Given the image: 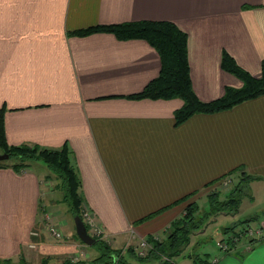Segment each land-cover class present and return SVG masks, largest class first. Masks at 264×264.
<instances>
[{"label":"crops","instance_id":"0c3cea01","mask_svg":"<svg viewBox=\"0 0 264 264\" xmlns=\"http://www.w3.org/2000/svg\"><path fill=\"white\" fill-rule=\"evenodd\" d=\"M144 21L171 22L186 34L191 87L201 101L242 86L221 68L224 53L252 77L264 73V0H0L6 141L47 150L66 146L82 203L126 264L138 259L131 251L141 240H164L188 204L207 205L200 195L235 197L229 194L234 189L217 184L230 170L241 166L227 177L264 179V95L175 125L179 99L129 98L158 75L161 61L154 49L110 33L74 34ZM37 169L0 167V260H92L96 255L74 238V227L59 224V213L49 209L57 203L55 184L45 185L46 174ZM47 216L58 223L62 241L48 235ZM263 216L255 220L263 237L249 252L192 251L198 257L190 259L185 249L174 263L204 264L213 256L216 264H264ZM145 254L137 264H158L151 250Z\"/></svg>","mask_w":264,"mask_h":264},{"label":"trees","instance_id":"16d2710c","mask_svg":"<svg viewBox=\"0 0 264 264\" xmlns=\"http://www.w3.org/2000/svg\"><path fill=\"white\" fill-rule=\"evenodd\" d=\"M100 32L110 33L119 40H142L155 50L161 61L158 75L152 79L141 92L133 94L129 96V98L151 100L179 99L181 105L173 111L175 125L183 123L194 114H212L225 111L237 104L264 95V73L259 78H254L241 69L235 63L233 58L224 53L221 57V68L238 78L242 82V86L238 89L227 88L221 97L212 101L204 102L199 100L191 87L187 59V36L174 23L144 21L119 25L95 26L85 30H78L74 32V34L83 36ZM0 148L7 155V158L13 157L16 159V161L10 163V165L0 163V167L2 168L10 167L19 173L21 169L27 166V163H25L26 159L43 162L50 171L54 172L59 178H61L62 184L66 190L65 200L69 205L72 216H79L83 220L82 206L84 208L85 203H82L80 180L78 176L74 174V168L69 165L68 160H66L65 165L70 169L67 171L63 170L57 165V163L54 164L53 162L46 160L45 157H40L39 152H37V150L40 149L37 147L32 148L27 145H8L4 133L2 110H0ZM46 151H48L46 156H52L53 154L56 156L59 154L57 153L58 150ZM60 151H63V153L68 156L66 146H63ZM237 168L230 170L228 173L221 176V178L223 179L225 176H230L236 173L240 170V167ZM250 179L253 178L249 176H246L245 178L242 177L236 184L239 185L244 181L247 183ZM232 193L233 191H230L229 194L231 195ZM188 196H185L182 199L185 200ZM239 202L240 199H236L233 196L221 201L218 199L217 192L211 193L208 195L207 201V205L210 204L211 207L209 206L210 208H208V211L203 218H201L202 215L198 217L199 211L201 210L196 203L188 204L185 209L187 217L174 222L171 226V232L167 234V237L164 240L147 237L146 241L152 245L151 249H148V251L151 250V253H154V256L156 255L155 259L158 264H175L174 259L184 253L191 235H195V233L198 232L196 231L198 228L197 225L201 224L203 220L205 223V220L209 215L215 216L221 214L219 210H216V206L219 205L221 208L220 210H222L226 206L236 207ZM151 215L147 217H150ZM255 220H257L256 217L246 219L238 224V229L240 230V227L245 224L249 225L251 223H257ZM85 227L88 231L86 224ZM235 227H230L225 230L227 232L228 229L233 230ZM92 237L95 239V242L90 247H93L97 251V255L92 260L88 262H70L65 260L53 264H126L120 249L112 248L111 245L107 244L105 240L101 238L95 237L94 235H92ZM74 238L83 245V243L77 238L75 232ZM191 256H194V254ZM116 257H118L117 261L114 262ZM194 257L198 256L195 255ZM189 258L193 259L192 257ZM142 259H147V256L145 255ZM191 262L192 264H195L193 261ZM0 264H18V262H14L12 259H1ZM39 264H50V261L44 260ZM204 264L208 263L205 262Z\"/></svg>","mask_w":264,"mask_h":264},{"label":"rangeland","instance_id":"374dc122","mask_svg":"<svg viewBox=\"0 0 264 264\" xmlns=\"http://www.w3.org/2000/svg\"><path fill=\"white\" fill-rule=\"evenodd\" d=\"M212 114H214V113H212ZM39 149L40 150H37V152H39L40 157H45L46 160L51 161L54 164L57 163V165H59L63 170H67V171L70 169L69 167H66V165H65L66 160H68L69 165L74 168L75 172L77 171V167L74 165L72 158L70 157L69 154H68V156H66V154L63 153V151L58 150L57 153H59V154H57L56 156H54V154L52 156L51 155L46 156V154L48 152V151H46L47 149H41V148H39ZM3 153H4L3 150L0 148V155H2ZM15 161H16V159H14L13 157H11V158L6 157L5 160H0V163L5 164V162H7L8 164H10V163H13ZM25 163H27V166L24 167L23 169H21L20 170L21 172H25V171L31 170L33 168L39 173L40 170L38 171L37 166L40 165L41 171L43 172L44 175L46 174L45 177H47V178H43L44 184L47 186H51V187L54 186L53 184H55V187L54 188L52 187L53 191H54V192H52V197L57 200V203L54 204L55 206L53 205L54 207L50 206L49 209L55 208L56 210L53 212L56 215L59 213L58 216L61 217L59 219V224L62 225L63 223L61 221L64 220V221L68 222V225L71 228H73L74 227V224H73L74 216H72L69 205H68L67 201L65 200L66 190H65L64 185L62 184L61 178H59L54 172L50 171L49 168L46 167L44 165V163L41 161L38 162V160L26 159ZM239 167L241 168V166H239ZM75 172H74V174L76 176H78L77 172L76 173ZM238 177L239 176H236L234 178L225 176V179L221 178V179H219V181L217 180L218 181L217 184H219V189L222 187H224V188L231 187L230 188L231 190L234 189L233 192L235 193V198L240 199L238 206H236V207L226 206L222 210H220L221 208L219 205L216 206L215 207L216 210H219L221 212V214H218L215 216L209 215L208 218L205 220L204 225L202 226L203 227L202 231L199 234L191 235L190 241L186 247V250L188 251V253L186 255L191 256L193 254V252H196L198 254H203V253H211L215 250H220L217 246V242L220 241L222 238H224V235L221 238V233H222L223 229H225L226 227L237 226L233 230H239L238 224L245 221L246 219H249L248 217H250V216L259 217L260 215H264V179H262V180L257 179V178H255L253 180L250 179L247 183H245V181H244V182H241L239 185H237L236 182L241 180V177L240 178H238ZM78 178H79V176H78ZM244 185H246L248 187V190L246 192L243 189L245 187ZM218 195H219V199L221 201H223L224 199L227 198V194L225 195L224 193L218 192ZM200 196H201V198L208 201V194L206 196H202V195H200ZM179 201L183 202L185 200H183L181 198V200H179ZM209 206L211 207L210 204H208V205L204 204V201L202 200L199 208H200V210L202 209L203 212H201L198 215V217L202 215L201 218H203L205 213L208 211V208H210ZM82 209H83V206H82ZM185 209H184V212H182V215L180 216L181 219L187 217ZM90 218H91L92 222L95 224V226H97L100 229V227L95 222V220L93 219V216L91 214H90ZM262 218H264V216ZM55 224L58 226L57 222ZM84 224H85V222H84ZM253 225H258V226H260V229L263 230L261 225L259 224V222L250 224L251 227H253ZM166 226L167 225H165L164 227H166ZM200 226H201V224L198 227H200ZM245 226H248V225L245 224ZM58 228H59V226H58ZM87 228L91 229L88 226H87ZM171 229H172V227L168 228L167 234H169L171 232ZM100 230L102 232L101 233V236H102L103 230L102 229H100ZM233 230L228 229L227 231H233ZM88 234L92 237V235L90 233H88ZM241 241H242L241 244H244V241L248 242L249 240H246L243 238ZM105 242L108 244V240H105ZM140 242H143V241L141 240ZM259 242H261V241H259ZM87 247H89L90 252L92 254L97 255V251L93 247H90V246H87ZM136 247H134V249L131 251L132 254L136 258H138V259L133 260V264H137V263L145 261V259H142V258L145 257L146 254L143 257H140V259H139V257L136 256V253L134 251ZM210 255H212V254H210ZM162 258H165V257H162ZM176 261L179 262L180 261L179 258H176ZM50 264H53V263L50 262Z\"/></svg>","mask_w":264,"mask_h":264},{"label":"built area","instance_id":"2783aa9c","mask_svg":"<svg viewBox=\"0 0 264 264\" xmlns=\"http://www.w3.org/2000/svg\"><path fill=\"white\" fill-rule=\"evenodd\" d=\"M82 216L85 224L92 229V235L101 238L103 240H106V236L104 235V233L101 236L102 233L101 230L97 226H95V224L92 222L90 218V212L88 211L86 206H84L83 208ZM46 219L47 222L45 224V228L50 238L54 242L62 241L64 236L63 233L58 228V226L55 224L56 222H53L49 216H47ZM240 228H241L240 230L227 231L225 233L224 238H222L217 245L220 251L226 253V252H230L231 250L239 249L246 253L249 252L256 243L261 241V238L263 237V232H262L263 230L260 229V226L253 225V227H251L249 224L248 226L243 225ZM30 235L35 236L37 235V232L31 231ZM243 238L249 241L248 242L244 241V244H241L242 242L241 240ZM146 239H143L142 240L143 242H140L134 250L136 256L139 258L145 255L146 249H149L150 244L146 241ZM33 245L34 244L31 243L30 247H33ZM117 258L118 257L114 259V262L117 261ZM207 263L216 264V259L213 256H210L207 258Z\"/></svg>","mask_w":264,"mask_h":264},{"label":"water","instance_id":"95a60500","mask_svg":"<svg viewBox=\"0 0 264 264\" xmlns=\"http://www.w3.org/2000/svg\"><path fill=\"white\" fill-rule=\"evenodd\" d=\"M6 157H7V155L5 153H3L2 155H0V160H5ZM73 224H74V231H75L77 238L84 245L91 246L95 242V240L93 237H91L88 234L87 229H86L85 224L82 221V219L79 216H74Z\"/></svg>","mask_w":264,"mask_h":264}]
</instances>
